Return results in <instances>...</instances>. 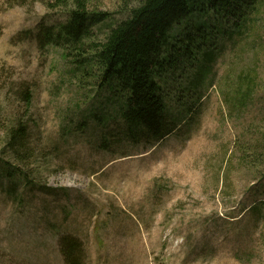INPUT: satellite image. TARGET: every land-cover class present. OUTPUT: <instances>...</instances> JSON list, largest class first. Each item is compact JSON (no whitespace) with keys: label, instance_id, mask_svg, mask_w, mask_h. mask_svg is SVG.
I'll list each match as a JSON object with an SVG mask.
<instances>
[{"label":"rangeland","instance_id":"rangeland-1","mask_svg":"<svg viewBox=\"0 0 264 264\" xmlns=\"http://www.w3.org/2000/svg\"><path fill=\"white\" fill-rule=\"evenodd\" d=\"M95 2L112 19L97 41L137 5ZM60 15L0 0V264H64V235L84 243L87 264H264V0L241 34H216L212 63L181 103L198 72L172 79L179 126L153 147L122 140L121 94L97 68L40 51L29 32ZM21 120L31 160L18 168L4 142Z\"/></svg>","mask_w":264,"mask_h":264},{"label":"trees","instance_id":"trees-1","mask_svg":"<svg viewBox=\"0 0 264 264\" xmlns=\"http://www.w3.org/2000/svg\"><path fill=\"white\" fill-rule=\"evenodd\" d=\"M14 1L8 0L10 7L38 2L48 11L61 14L58 23L42 22L29 35L36 40L40 51L59 48L65 59L83 73L97 68L101 86L112 88L115 85L112 89L121 94L117 100L121 104L119 134L124 141L146 147L158 145L178 129L177 119L171 118L168 112L167 89L172 79L174 81L178 74L184 75L187 71L199 73L184 88L181 103L188 91L198 86L203 75L202 64L212 63L207 59L215 50L212 39L216 34L223 38L241 34L260 2L137 0V5L128 9V16L110 30L105 40L97 41L94 39L95 28L112 19L111 13L100 10L95 0ZM197 16L209 17L211 22L203 21L194 28L183 27ZM177 28L181 29L179 35H175ZM208 44L210 47L207 48ZM26 95L29 103L30 93ZM182 107L190 112L187 103ZM28 134L29 126L25 120L11 124L5 131L4 152L18 168L31 160ZM9 164L5 162V165ZM8 166L4 167L8 178L21 174L18 168L12 170ZM59 245L64 264H87V250L79 238L64 235Z\"/></svg>","mask_w":264,"mask_h":264}]
</instances>
